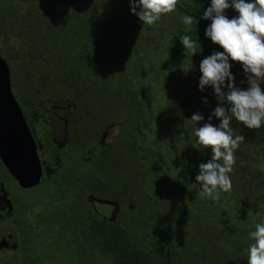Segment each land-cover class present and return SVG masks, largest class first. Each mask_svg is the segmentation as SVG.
Segmentation results:
<instances>
[{
	"label": "trees",
	"instance_id": "obj_1",
	"mask_svg": "<svg viewBox=\"0 0 264 264\" xmlns=\"http://www.w3.org/2000/svg\"><path fill=\"white\" fill-rule=\"evenodd\" d=\"M131 2L0 0V53L21 108L40 115L66 96L74 118L87 119L90 100L116 107L118 90L127 103L117 158L96 153L84 162L82 141L72 163L44 184L43 232L54 233L58 264H247L248 234L264 220V126L232 119L245 141L235 152L232 190L218 201L201 198L195 179L212 153L193 130L220 123L214 90H199L201 61L224 51L205 35L211 0H178L154 26L132 14ZM183 15L198 23L184 25ZM183 35L200 45L196 55H185ZM230 64L236 87L247 90L242 65ZM99 111L93 119L105 122L107 109ZM196 113L204 117L197 125L190 121ZM90 198L117 203L118 214L101 213L98 206L111 208Z\"/></svg>",
	"mask_w": 264,
	"mask_h": 264
},
{
	"label": "clouds",
	"instance_id": "obj_2",
	"mask_svg": "<svg viewBox=\"0 0 264 264\" xmlns=\"http://www.w3.org/2000/svg\"><path fill=\"white\" fill-rule=\"evenodd\" d=\"M177 4L178 0H132L131 12L144 25L154 26L163 16L174 13ZM229 8H233L238 17L229 19L224 14ZM181 19L186 26L198 23L191 15H183ZM203 19L211 21L205 30L206 37L224 51L214 52L200 63L199 90L203 92L206 87L214 90L220 106L212 116L220 123L214 126L208 122L193 130L196 142L203 149L210 148L212 153L207 163L199 165L195 179L201 198L218 201L221 192L232 190L230 173L236 163L235 152L245 141L244 136L234 133L232 119L248 129L258 130L264 126V91L260 86L264 82V0H211ZM180 40L185 55L192 57L199 51L200 45L191 36L183 35ZM230 61L242 65L248 77L247 90L236 87ZM225 104L230 107L226 108ZM203 119L196 113L190 121L197 125ZM248 238L253 243L247 249V264H264V220L255 225Z\"/></svg>",
	"mask_w": 264,
	"mask_h": 264
},
{
	"label": "flooded vegetation",
	"instance_id": "obj_3",
	"mask_svg": "<svg viewBox=\"0 0 264 264\" xmlns=\"http://www.w3.org/2000/svg\"><path fill=\"white\" fill-rule=\"evenodd\" d=\"M73 109L70 105H52L40 115H31L29 109L22 108L38 147L42 174L39 185L23 187L0 155V264H58L59 253L51 246L50 236L54 233L43 232L40 215L44 184L51 182L65 163H72V154L80 146L73 129L81 127L85 116L75 119ZM36 123L42 127L37 128ZM83 149L82 160L88 163L100 153L95 146Z\"/></svg>",
	"mask_w": 264,
	"mask_h": 264
},
{
	"label": "water",
	"instance_id": "obj_4",
	"mask_svg": "<svg viewBox=\"0 0 264 264\" xmlns=\"http://www.w3.org/2000/svg\"><path fill=\"white\" fill-rule=\"evenodd\" d=\"M37 150L32 131L13 93L10 66L0 53V155L23 187L40 183L42 169ZM90 201L110 207L111 218L119 212V205L115 202L94 198Z\"/></svg>",
	"mask_w": 264,
	"mask_h": 264
},
{
	"label": "rangeland",
	"instance_id": "obj_5",
	"mask_svg": "<svg viewBox=\"0 0 264 264\" xmlns=\"http://www.w3.org/2000/svg\"><path fill=\"white\" fill-rule=\"evenodd\" d=\"M229 19H232L234 17H238L232 13L231 10H225L224 13ZM2 46V45H0ZM1 51H4L2 47H0ZM246 78V83H248V77L245 75L243 72L240 75V82H242V78ZM238 78V77H236ZM13 93L15 95V90L13 89ZM16 97V95H15ZM17 99V98H16ZM114 99L116 100L117 106L110 108L108 102L106 100L98 99V100H90V103L84 110L86 112L92 113V115H97L101 114L99 111L100 108L107 109L108 114L106 116V121L104 122V119L99 120L100 123L96 122L92 115L88 116L86 119L85 117V122L81 125V127H76L73 129V131L76 132V137L78 141L81 143L82 141L84 142L83 147H86L87 149H93L94 146L95 148L100 149L99 156L103 158V160H109V159H114L118 157V150L122 145L121 143V137H120V143L119 145L117 144V136L119 135V128L121 125L124 123H127L126 120L124 119L126 116L127 108H126V102L122 101L120 99V91H115L114 94ZM18 100V99H17ZM19 102V101H18ZM20 103V102H19ZM69 100L65 96L64 99L60 101V103H57L56 105L53 104L54 106H68ZM112 112V114L110 113ZM62 116V114H60ZM102 115V114H101ZM78 116H76L75 119H77ZM124 119V120H123ZM44 122V119L42 120V123ZM108 126H111L109 129ZM93 128H95L96 133L98 135L96 136L95 139L90 138L88 135L93 133ZM111 129V132H110ZM94 130V134H95ZM79 136H81L79 138ZM124 137L122 139V143L126 144L127 141ZM101 146V147H99ZM130 151V150H129ZM62 156H64L62 154ZM88 158V157H87ZM99 211L103 214L109 215L111 213V210L107 207H102L98 206Z\"/></svg>",
	"mask_w": 264,
	"mask_h": 264
}]
</instances>
